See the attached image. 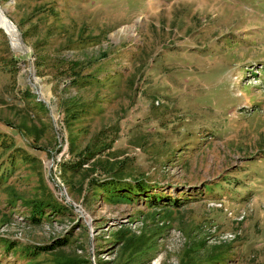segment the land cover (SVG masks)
Listing matches in <instances>:
<instances>
[{"label": "rangeland", "instance_id": "rangeland-1", "mask_svg": "<svg viewBox=\"0 0 264 264\" xmlns=\"http://www.w3.org/2000/svg\"><path fill=\"white\" fill-rule=\"evenodd\" d=\"M0 5V264H264V0Z\"/></svg>", "mask_w": 264, "mask_h": 264}, {"label": "trees", "instance_id": "trees-1", "mask_svg": "<svg viewBox=\"0 0 264 264\" xmlns=\"http://www.w3.org/2000/svg\"><path fill=\"white\" fill-rule=\"evenodd\" d=\"M20 58H22V57H20ZM93 155H95V153ZM94 157H91L90 154H88L86 159L82 160V162L79 165L75 164V166L73 168L75 170H77V168H82L83 166L87 165L88 162L93 160ZM138 181H136V185H129L126 188H124V186H121V189L116 188L115 190L112 191V194L115 196H118V199H120L121 201H133L136 196L142 195V191L144 190L142 183L138 182ZM122 189H123V193L121 192ZM148 197L150 198L151 196H147V198ZM146 201H148V200H146ZM33 221H36L35 217L33 218Z\"/></svg>", "mask_w": 264, "mask_h": 264}, {"label": "bare ground", "instance_id": "bare-ground-1", "mask_svg": "<svg viewBox=\"0 0 264 264\" xmlns=\"http://www.w3.org/2000/svg\"><path fill=\"white\" fill-rule=\"evenodd\" d=\"M10 24L11 23L9 22V20L5 17L4 13L1 12V9H0V26H2V27L5 26L7 28V27H10ZM6 28H4V29H6ZM6 30L9 31L8 29H6ZM13 32H14V29H12V31L10 32L11 36L13 35ZM19 36H20V33H19ZM14 40L16 41V39H14Z\"/></svg>", "mask_w": 264, "mask_h": 264}, {"label": "water", "instance_id": "water-1", "mask_svg": "<svg viewBox=\"0 0 264 264\" xmlns=\"http://www.w3.org/2000/svg\"><path fill=\"white\" fill-rule=\"evenodd\" d=\"M0 6H1V5H0ZM0 9H1V8H0ZM1 12H2V10H1ZM3 13H4L5 17L9 20V22L11 23V25H13V26L18 30V28H17L14 24H12L13 22L7 17L5 11H3ZM0 29H2V28H0ZM2 30H3V29H2ZM19 33H20V32H19ZM20 43H21L22 46H24V43H23V39H22L21 34H20Z\"/></svg>", "mask_w": 264, "mask_h": 264}]
</instances>
